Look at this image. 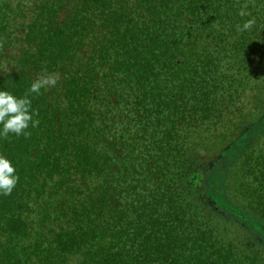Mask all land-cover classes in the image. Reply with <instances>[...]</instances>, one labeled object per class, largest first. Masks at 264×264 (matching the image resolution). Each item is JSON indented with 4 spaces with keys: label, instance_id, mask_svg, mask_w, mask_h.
Masks as SVG:
<instances>
[{
    "label": "trees",
    "instance_id": "1",
    "mask_svg": "<svg viewBox=\"0 0 264 264\" xmlns=\"http://www.w3.org/2000/svg\"><path fill=\"white\" fill-rule=\"evenodd\" d=\"M44 69L0 264H264V0H0V90Z\"/></svg>",
    "mask_w": 264,
    "mask_h": 264
},
{
    "label": "clouds",
    "instance_id": "2",
    "mask_svg": "<svg viewBox=\"0 0 264 264\" xmlns=\"http://www.w3.org/2000/svg\"><path fill=\"white\" fill-rule=\"evenodd\" d=\"M254 21L243 25L244 29L252 27ZM60 80L59 73L42 70L41 74L31 83L22 97H17L7 90H0V137L8 138L9 134L30 137V127L39 125L34 117L38 112L32 109V94L41 95V89L48 91L55 88ZM19 180L16 168L5 155L0 154V195H10Z\"/></svg>",
    "mask_w": 264,
    "mask_h": 264
}]
</instances>
